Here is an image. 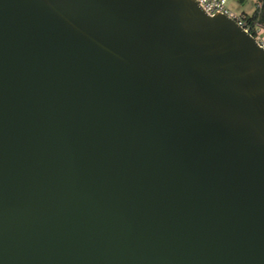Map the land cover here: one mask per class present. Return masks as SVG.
I'll return each mask as SVG.
<instances>
[{"label": "water", "instance_id": "obj_1", "mask_svg": "<svg viewBox=\"0 0 264 264\" xmlns=\"http://www.w3.org/2000/svg\"><path fill=\"white\" fill-rule=\"evenodd\" d=\"M0 264H264V48L196 0H0Z\"/></svg>", "mask_w": 264, "mask_h": 264}, {"label": "built area", "instance_id": "obj_2", "mask_svg": "<svg viewBox=\"0 0 264 264\" xmlns=\"http://www.w3.org/2000/svg\"><path fill=\"white\" fill-rule=\"evenodd\" d=\"M200 7L208 14H224L227 17L233 19L238 26H240L245 32L249 33L255 41L264 48V37L259 34L264 30V23H250L246 20V12L233 11L229 6L230 0H196ZM237 4H242L245 0H235ZM261 0H254V7L259 4Z\"/></svg>", "mask_w": 264, "mask_h": 264}, {"label": "trees", "instance_id": "obj_3", "mask_svg": "<svg viewBox=\"0 0 264 264\" xmlns=\"http://www.w3.org/2000/svg\"><path fill=\"white\" fill-rule=\"evenodd\" d=\"M246 20L250 23H264V0H261L259 4H256L250 13H246Z\"/></svg>", "mask_w": 264, "mask_h": 264}, {"label": "rangeland", "instance_id": "obj_4", "mask_svg": "<svg viewBox=\"0 0 264 264\" xmlns=\"http://www.w3.org/2000/svg\"><path fill=\"white\" fill-rule=\"evenodd\" d=\"M229 6L233 11L236 12L243 11L246 13H250L254 8V0H245L242 4H237L235 0H230ZM259 34L264 37V30L260 31Z\"/></svg>", "mask_w": 264, "mask_h": 264}]
</instances>
